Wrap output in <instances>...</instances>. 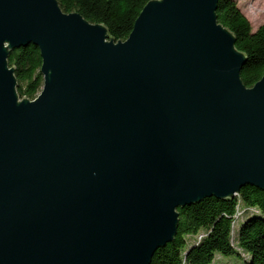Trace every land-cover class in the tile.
Listing matches in <instances>:
<instances>
[{
    "label": "water",
    "instance_id": "water-1",
    "mask_svg": "<svg viewBox=\"0 0 264 264\" xmlns=\"http://www.w3.org/2000/svg\"><path fill=\"white\" fill-rule=\"evenodd\" d=\"M219 0H152L125 41L57 0H0V264H151L179 208L264 190V75ZM44 83L20 98L13 50Z\"/></svg>",
    "mask_w": 264,
    "mask_h": 264
},
{
    "label": "trees",
    "instance_id": "trees-1",
    "mask_svg": "<svg viewBox=\"0 0 264 264\" xmlns=\"http://www.w3.org/2000/svg\"><path fill=\"white\" fill-rule=\"evenodd\" d=\"M65 13L78 12L87 21L103 24L116 42L125 41L147 3L152 0H57ZM218 21L236 38V47L247 56L241 79L248 88L264 75V20L254 32L249 19L235 0H219ZM15 68L20 98L34 100L41 92L42 57L34 45L13 50L8 58ZM238 206L252 209L232 242V221ZM179 225L175 239L156 251L151 264H212L216 254L239 256L245 264H264V190L246 186L234 199L215 197L178 209ZM187 246V237L198 238ZM248 255L243 257L241 252Z\"/></svg>",
    "mask_w": 264,
    "mask_h": 264
},
{
    "label": "rangeland",
    "instance_id": "rangeland-1",
    "mask_svg": "<svg viewBox=\"0 0 264 264\" xmlns=\"http://www.w3.org/2000/svg\"><path fill=\"white\" fill-rule=\"evenodd\" d=\"M242 10L244 15L249 19L252 25V30L255 32L264 20V0H235ZM242 210V209H241ZM249 213L243 212L237 219V225L232 232V242L237 248V235L241 225L248 219ZM201 235V234H200ZM187 246L191 245L194 241H198V238L187 237ZM243 257L248 255L240 251ZM212 264H245L243 260L236 255L225 257L220 254H216L215 260Z\"/></svg>",
    "mask_w": 264,
    "mask_h": 264
},
{
    "label": "built area",
    "instance_id": "built-area-1",
    "mask_svg": "<svg viewBox=\"0 0 264 264\" xmlns=\"http://www.w3.org/2000/svg\"><path fill=\"white\" fill-rule=\"evenodd\" d=\"M246 210V213H249V210H252V209H245L243 208L242 206H238L237 209H236V213L239 211V210ZM235 213V214H236ZM235 214L233 216V221H232V232H233V229L236 227V221H235ZM204 237V234H201L198 236V241L201 240L202 238Z\"/></svg>",
    "mask_w": 264,
    "mask_h": 264
},
{
    "label": "bare ground",
    "instance_id": "bare-ground-1",
    "mask_svg": "<svg viewBox=\"0 0 264 264\" xmlns=\"http://www.w3.org/2000/svg\"><path fill=\"white\" fill-rule=\"evenodd\" d=\"M252 210H249V213L251 212ZM243 212H246V210H239L236 214H235V221H236V225H237V219L238 217L241 215V213Z\"/></svg>",
    "mask_w": 264,
    "mask_h": 264
}]
</instances>
